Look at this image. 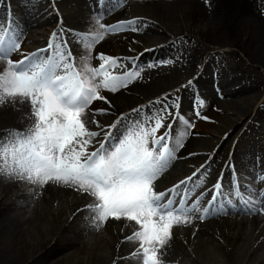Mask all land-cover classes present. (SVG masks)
Here are the masks:
<instances>
[{
  "label": "snow or ice",
  "instance_id": "1",
  "mask_svg": "<svg viewBox=\"0 0 264 264\" xmlns=\"http://www.w3.org/2000/svg\"><path fill=\"white\" fill-rule=\"evenodd\" d=\"M101 19L95 20L98 32L82 35L83 54L79 59L73 56L67 41H62L58 45L50 43L43 50L44 56L36 53L14 61L11 54L20 49L18 38L10 32L0 33V62L5 64L0 69V105L9 100L27 103L33 118L26 131H11L0 137V175L39 187L49 183L72 187L90 195L95 203L87 208L96 227L109 219L135 222L139 230L127 238L139 243L133 255L141 264H161V250L171 240L173 227L189 223L188 209L179 207L171 194L193 178L166 193H157L154 182L175 158V150L183 147L192 125L184 120L186 130L172 137V125L166 127L165 116L158 115L150 127L139 124L128 129L118 143L105 147L101 142L95 151L88 152L98 135L83 119L90 105L106 100L102 90L117 92L140 77L138 70L114 74V69L122 66L120 61L103 54L98 57L102 62L98 67L91 65L95 44L126 27L124 22L106 26ZM203 103L199 101L201 106ZM164 112L172 115L167 107ZM161 129L164 133L157 136ZM220 187L219 182L214 186Z\"/></svg>",
  "mask_w": 264,
  "mask_h": 264
},
{
  "label": "bare ground",
  "instance_id": "2",
  "mask_svg": "<svg viewBox=\"0 0 264 264\" xmlns=\"http://www.w3.org/2000/svg\"><path fill=\"white\" fill-rule=\"evenodd\" d=\"M18 1L20 2L19 14L21 17L13 15L12 22L16 26V30L18 29V31H20L19 33L17 32L18 35L21 36L23 31L27 27L38 25L39 22L37 21L39 20L37 19V16L39 15V13V18L44 16L45 11L43 9L45 3L43 2V0ZM65 1L69 6L73 5L74 1V4L76 6L75 10L69 9L67 6L64 9L65 12L67 11L65 13L67 25H79L81 27V25L84 24L83 20H85V23H90L86 26L88 34L96 33L99 31L98 26L95 23L96 17L93 16V14L87 13L89 7L86 6V2L84 0ZM108 1L110 0H88L94 10L101 7V5L106 4ZM124 1L125 0H113L109 3L112 7H114L116 5L123 4ZM140 3H144L149 6L150 10L148 14H150L151 17L148 16V19L146 20L139 18L136 19L135 25L130 26L135 30H128L119 32L117 34L105 35L100 42L95 44L90 53L91 65L93 67H98L102 63L98 58L100 54L111 56L114 58H116L117 56L121 57L122 55L130 54L134 50L140 51L144 46L150 47L155 44L154 42L156 40L160 39L156 44H164V47L161 48H165L167 53H163V56L160 58L151 54L150 59H154L155 63L158 64L156 65L157 69L155 70V72L164 71L166 74L162 76L161 74H158L157 78H154L153 81H151L149 84H140L136 87L131 83L128 87V95L118 94L120 97L117 98V102H114V105L117 108L116 110L127 107L132 108L138 104L140 98H143V96L145 97L144 94L147 95V93H150V95H152L156 90L162 87L164 88L165 84H172L175 80L179 79V76L181 75L179 74V71L181 69L185 72L192 71L193 67H195V65L197 64V58L183 57L180 56L179 53L176 54V49L179 47V44H189V37H191L190 34L192 32L199 33L197 35L200 36L201 40L204 43L221 44L222 42H226V44H228L230 47H240L244 51V53L246 52L252 59L264 63V18H259L253 12L250 0H177L167 5H162L161 3H158L156 1L143 0ZM133 5L134 4L131 0H126L124 5L114 11V13L109 16V18L107 17L101 19V23L106 26H112L111 23L115 21H122L123 19L129 20L133 16V10H129L130 7H133ZM6 9L7 7L4 8L3 6L0 8V20H3V18H8V15H6ZM48 19L49 18L45 20ZM171 26L175 27L174 32ZM196 28H198L199 31H192ZM29 29L30 28H27L26 31L28 33H31ZM161 32L179 38L175 41H172L169 37L159 36ZM29 39H33L34 41V37H32V35L26 40ZM70 41L76 50L82 51V41L80 40L79 36L70 35ZM235 41L237 43L236 45L234 44ZM33 51L35 50H28L26 52H21L19 50L14 54L12 53L13 55L11 56V59H13L14 61L22 60L25 56L33 54ZM4 67L5 64L3 62H0V69H3ZM242 81L248 83L247 80ZM233 86V90L229 89L227 92L229 96H234V98L230 102H221V108L220 105L214 104L215 119L219 117L217 116L219 112L222 113L223 110L227 111V109H230L234 117H236L237 121H239L242 117H245L250 113L253 103L256 100H259L260 95H262V90L259 88L257 81H255L254 83L252 82L250 85H248V88H240V85H238L237 83H234ZM241 92H244V96L240 99H236L235 96ZM102 95L107 97V94L105 92H102ZM90 106V109L96 107L95 104H91ZM0 107H3L5 109V112L0 111V135L4 134V132H6L7 134L11 131H26L33 123V118H31L30 116V107L27 103L21 104L19 102H12L9 100L0 105ZM209 118L211 117H208L207 119ZM225 118V116H222L220 117V119L218 118V120L225 121ZM196 128L197 130H201L203 132L204 130L205 132H209L211 130L207 124L203 123L196 125ZM164 131L165 130L163 129L161 133ZM226 143L227 141L224 142V146L226 145ZM206 144L207 141L199 137L191 140L190 144L185 143L184 146L180 148V152H175L176 159L185 156L183 159L184 162L176 160L173 163V165H175L173 169L171 171L170 168L167 169L164 173H162V175L159 176V178L161 180H166V182H169L168 179H175V177L177 178V176L183 174L182 172H186L189 170V168H192V164L196 163H192V159L191 161H189L188 159L191 158V152L193 153L196 150L200 153L199 159H201V162L204 159L205 161L208 160L212 153L214 145L212 146V143V147L208 148L210 147V145ZM223 149L224 147L222 148L221 152L223 151ZM238 155H242V153L239 152ZM251 157V163H253V165L250 164V167L255 168L253 169L255 172L254 174H258L255 175V186H246L243 190L238 191L230 185H225L223 186L224 190L222 191V193L224 194V199L233 201V199L237 198L239 193H244L246 191H251L254 193V195H259L261 193L262 188L260 186H264V179L259 178V174L264 173V152L262 155H259L258 153L256 157ZM236 158L241 161V159L238 158L237 155ZM178 166H182V169L177 172ZM218 178V174L214 173V176H212L213 184L216 180H218ZM210 180L211 179H208V181ZM44 187L46 189L44 194L38 192V194L33 195L32 197H34L35 199L36 197H40L41 199L43 198L44 200H46L44 204H47L46 207L49 209V203L53 201L68 203V197L76 195V190L72 187L49 183L40 188ZM28 197L31 196H27L24 198L27 199ZM64 198H66L65 201H63ZM18 200L20 199L17 198L16 201ZM16 201L15 203H12V205H19V203ZM80 201L81 203L77 204ZM88 201L89 200L87 198H84L83 200L81 198L75 201L72 200L71 202H74V208L75 206H81L82 203ZM83 205L84 204H82V206ZM68 209H70V205H68ZM85 209L89 210L87 206L85 207ZM10 211L11 206H8L6 210H2L0 208V264H44L47 258L55 253L52 248H50L48 251H46L45 254L37 258L39 251L42 250L43 247L41 249L33 248L31 245L27 244L26 241L21 242V246L10 242L9 237L12 230L14 232H17V236L19 238L25 236L21 234V230L19 228H16L18 224L14 219L8 222L7 217H9V214L11 213ZM263 212L264 208L262 209V211L254 213L253 215H247L237 218L239 220H235L232 223L233 225L240 226L246 225L248 223L252 226L262 225L264 224V215L262 214ZM53 222H55V219H53ZM213 223L215 224V222ZM26 225H28L29 227L36 226V233L38 231V234H40V236L45 235L44 238L50 234L51 236H56L55 233L57 229H55L54 231V226L56 227L55 224L53 225V228L49 233H45V222L43 221V217L36 218L35 216L33 220L27 221ZM183 227H186V225H177L173 228L178 231ZM207 227H209V225ZM101 228L104 233L109 235L111 239L112 244L108 243V248L111 251L112 256L113 254L116 255L117 252H121L123 249L122 241L128 240L127 238L130 237V235L123 229H121L120 225L114 223V221L112 220H108L107 223L102 224ZM200 231H204V229ZM195 232L196 231H194V234ZM185 235L189 238L191 237V233H185ZM231 241L234 242L233 240ZM180 242L181 241L177 240V237L172 238L165 246V248L161 250V252L167 251L171 248H174L175 246V250L183 251V248L180 246ZM61 244L71 245L69 239L66 236L61 237L57 240V245ZM216 249L219 250L220 248L217 247ZM239 250L240 249H238V251ZM234 254L238 255L233 256V258L231 257L229 261H233L235 264H237V261L242 256V252H234ZM90 262V264L102 263L101 259L97 257H94V259H92V261Z\"/></svg>",
  "mask_w": 264,
  "mask_h": 264
},
{
  "label": "rangeland",
  "instance_id": "3",
  "mask_svg": "<svg viewBox=\"0 0 264 264\" xmlns=\"http://www.w3.org/2000/svg\"><path fill=\"white\" fill-rule=\"evenodd\" d=\"M175 0H172V3ZM252 5L253 12L261 19L264 18V0H250ZM158 3H161L162 5H167L171 3V0H159ZM2 4V2H1ZM19 5L20 2L18 0H7V8L11 13L19 14ZM73 5L69 7H73ZM67 5L63 2L61 4L62 8H65ZM52 7H55L54 12L57 11L60 12L59 16L54 15V18L45 26L39 28L34 27V38L39 35L40 39L43 38V40H47L48 36L47 34H53L55 33V29L53 28L54 25H60L61 24V17L64 15V9H61L58 5H55L54 0L49 1L48 8L51 9ZM63 10V11H62ZM129 10H133V16H148L151 17L149 12V6L148 5H135ZM88 13V10H87ZM102 15H99V17ZM156 19V18H155ZM158 20V19H156ZM159 21V20H158ZM82 26H85L87 23H85V20H83ZM180 24V23H178ZM177 24V25H178ZM77 27H80L79 25H76ZM66 31L68 30V27H65ZM168 28V26H167ZM173 32L175 31V27L171 26ZM49 29V30H48ZM63 32V29H61ZM199 31L198 28L193 29L192 31ZM52 31V32H50ZM19 33L20 31H16ZM36 32V33H35ZM118 32V31H117ZM194 34H199L197 32H192ZM191 33V34H192ZM18 35V34H17ZM22 35L18 36V40L20 41L22 39ZM56 38L59 42L67 41V47L72 51L73 56H78L81 54L79 51L76 55L77 50H72V47L70 46L68 42V37L65 33H63V36L56 33ZM157 35V34H156ZM161 37H169L173 35H168L166 33H160ZM197 37L200 38L199 35ZM160 40V39H158ZM156 40L154 45H157ZM237 44L236 41L234 43ZM226 42H222L221 44L216 45H208L206 43H203L201 41H193L186 45L179 46V49L177 53H179L180 56L186 57V56H196L198 57V62L195 67H193L192 71H188L187 75L194 76L191 79H188L187 75H180L179 79L175 80L172 84H165L164 88H160L156 90L152 95H157L161 93L162 91L172 88L170 90H166L165 96L162 98V100L158 101L157 103L153 104L150 109L147 111L141 112V115H137L132 119V128L136 127L139 124H143L146 126H151V121L156 118L158 115H164L165 120L164 123H169L171 121V118L175 115L174 109L177 108L180 111V114L183 116V118L179 117L176 119L178 123H183L185 116L189 117L190 123L193 121L195 123H200L204 119L201 117H208V114H204L205 110H214L210 105H207L209 102H213V104L220 105V102H230L232 100L231 97H226L228 93L226 92L231 87L229 83H232V90L234 88V83H237L240 85V88L246 87L248 88V85H250L252 82L254 83L257 81V84L259 88L262 90V95H260L259 100H256L252 105V110L250 113L242 117L239 121H237V118L234 117L232 111L227 109V111H222V113L219 112L217 116L220 119V117L225 116L224 120H218L212 121L209 132H203L199 131L195 134V136L206 140L207 144L210 145L211 148L213 145L215 148H218V155H214L215 152L212 153V156L209 160L205 161L203 160L204 164L201 163V159H199L200 154H193L192 155V163L195 162L196 164H193L194 171L195 169L202 164V168L205 167L207 169V174L210 175L212 172H215L218 170V168L221 167L224 160L228 156V154L231 153L233 149L237 150V154L239 152L242 153V155H238V157L243 161L245 159V164L240 162H236V167L239 168V170L243 173V177L250 175V170H252L253 167H250V164L253 165L252 157H256L259 153V155H262L264 152V135H263V129H264V63L258 62L257 60L252 59L246 52L237 46H227ZM137 56V55H136ZM134 56V57H136ZM139 59V58H138ZM128 59L121 61V67H117L116 70L118 72L127 71L129 68H131V65L133 64L132 61L127 62ZM151 68L150 65H144L143 70L141 71H147ZM126 71V72H127ZM151 75L146 72L145 74L142 73L139 77V81H142V84H149L151 81H153L154 78H157L156 76L152 77V70ZM117 74H123V73H117ZM179 74L180 71H179ZM247 80L248 83L242 81ZM140 85V84H139ZM220 87L221 93L225 97V99H219V97L215 94L216 88ZM125 94V92H123ZM150 93H147V97H152ZM220 96V95H219ZM244 96V92H241L236 95V99H240ZM161 97V96H160ZM159 97V98H160ZM156 99V98H154ZM210 99V100H209ZM153 100V99H152ZM203 101V106L199 104V101ZM223 100V101H222ZM178 103V107L173 102ZM220 103V104H219ZM167 107L168 112L172 113V115H167L164 112V108ZM221 108V105H220ZM0 111L5 112V109L3 107H0ZM200 112V116L196 115V112ZM215 111V110H214ZM140 114V113H138ZM187 114V115H186ZM213 116L215 115V112L211 113ZM144 116L146 119L144 122H142L141 117ZM233 118V119H232ZM91 120V119H89ZM176 120L172 121V132L175 130V133L177 136L184 132L186 130V125L183 123L182 125H179V127H175ZM234 120V121H233ZM98 121V119H96ZM92 124V122H91ZM121 128V125H120ZM175 128V129H174ZM189 134L185 138L186 144L190 142L192 137H195L193 134V129H187ZM219 133H218V132ZM124 136V135H123ZM117 137V142L120 141V139L123 137ZM213 140V141H212ZM212 141V142H211ZM226 145L224 146V142H226ZM213 143V144H212ZM116 144V143H115ZM212 144V146H211ZM175 147V145H174ZM224 147L223 151L221 152L222 148ZM207 148V149H208ZM197 151V150H196ZM194 151V152H196ZM216 156V157H215ZM191 161V159H188ZM213 161V164H212ZM211 163V165H210ZM181 167V166H180ZM179 167V168H180ZM201 168V169H202ZM181 169V168H180ZM254 169V168H253ZM178 171V169H177ZM239 172V171H238ZM188 171H186L183 175L186 176ZM182 175V176H183ZM241 176V177H242ZM1 177V176H0ZM181 178V176H180ZM244 179V178H243ZM248 179V178H247ZM23 182V180H21ZM168 184V183H167ZM162 187H166L165 185ZM206 187V184H205ZM203 188V187H201ZM211 188V187H210ZM206 189V188H203ZM20 189H18L16 186L7 184V181H0V208L7 209L8 206H18L17 208L13 209V212L11 213L10 217L7 218L8 221L14 219L15 222L18 224L16 228H19L21 230V234L25 235L24 237H18L17 232L11 231V235L9 237L10 242H13L19 246H21V242H27V244L31 245L33 248H38L42 250H38V256H41L46 253L50 248H52V245L56 242V240H52L51 234L47 235L45 238L43 236H40L38 234V231L36 233L35 230L36 226L29 227L26 225V222L29 220H33L36 216L37 212L38 217H43V221L45 222L44 230L45 233H49L51 229L54 226L55 229H58V231L63 232L64 230L70 234L69 241L71 245H69L67 248L58 251L54 255H50L49 258L44 262V264H90L92 259L94 257L100 258L103 264H107L111 260L112 254H109L106 250V246L102 249L98 250V247H101L102 244L106 243V235L103 233H97L90 231L89 229L87 232L83 233L80 231L79 226L82 225V220L89 222V219L86 217H78L76 220H72V217L67 210L68 205H72V200H78L81 199L79 195H74L72 197H68V203L53 201L49 203V208H47L45 205L39 203L36 204L35 201L32 200H23L21 204L15 205L12 203L15 202L16 195ZM207 190V189H206ZM205 191V190H204ZM199 195V194H197ZM84 197L92 198L90 195H87L84 193ZM195 198V196H194ZM66 198L63 199L65 201ZM18 202H21L18 201ZM201 204L204 203L203 201H200ZM199 204L198 207L201 205ZM224 206H226L225 203H223ZM228 204V203H227ZM237 205V202H235ZM232 206V202L229 204ZM232 209V208H231ZM236 210V209H232ZM32 213L34 215H32ZM53 219H55V222H53ZM59 226V228H58ZM248 232H246V236L248 237V241L251 242V245H254L255 241H258L256 239L257 234L259 232V229L254 230L250 227L245 228ZM242 232H244L242 230ZM36 235V236H35ZM250 235L254 237L256 240H251ZM35 236V237H34ZM26 239V240H25ZM224 240V238H222ZM52 240V241H51ZM104 241V242H103ZM216 242H218L216 240ZM47 243V245H46ZM49 243V244H48ZM227 243V242H226ZM228 247V244L226 245ZM261 250L259 252L260 261H264V246H261ZM134 250H136V247H134ZM95 252V253H94ZM99 254V255H97ZM102 256V257H101ZM108 256V257H107ZM202 257V256H200ZM166 256L162 255L160 257L161 264H169V262L166 261ZM186 257L182 258L181 264H187ZM259 261V263H260ZM220 261L218 259L215 260V263H204L201 264H219Z\"/></svg>",
  "mask_w": 264,
  "mask_h": 264
}]
</instances>
